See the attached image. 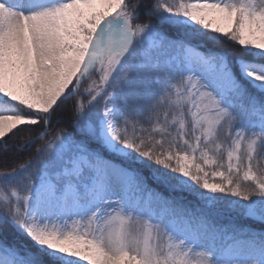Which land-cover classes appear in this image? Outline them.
<instances>
[{"label": "snow or ice", "instance_id": "snow-or-ice-1", "mask_svg": "<svg viewBox=\"0 0 264 264\" xmlns=\"http://www.w3.org/2000/svg\"><path fill=\"white\" fill-rule=\"evenodd\" d=\"M0 264H264V0H0Z\"/></svg>", "mask_w": 264, "mask_h": 264}, {"label": "trees", "instance_id": "trees-1", "mask_svg": "<svg viewBox=\"0 0 264 264\" xmlns=\"http://www.w3.org/2000/svg\"><path fill=\"white\" fill-rule=\"evenodd\" d=\"M222 48H224L225 50H228V51H232L233 48L235 47H238V46H235L233 45L231 42H228V43H225V44H222L220 45ZM62 126V125H61Z\"/></svg>", "mask_w": 264, "mask_h": 264}]
</instances>
